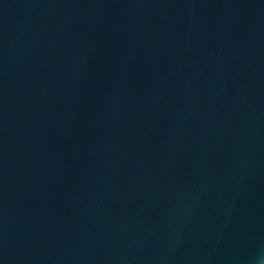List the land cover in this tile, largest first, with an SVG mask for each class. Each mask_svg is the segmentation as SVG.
I'll list each match as a JSON object with an SVG mask.
<instances>
[{"label":"water","instance_id":"95a60500","mask_svg":"<svg viewBox=\"0 0 264 264\" xmlns=\"http://www.w3.org/2000/svg\"><path fill=\"white\" fill-rule=\"evenodd\" d=\"M0 264H264V0H0Z\"/></svg>","mask_w":264,"mask_h":264}]
</instances>
